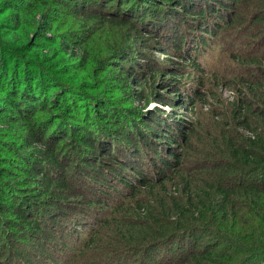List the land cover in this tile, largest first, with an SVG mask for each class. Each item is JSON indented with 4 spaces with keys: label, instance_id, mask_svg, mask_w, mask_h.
<instances>
[{
    "label": "trees",
    "instance_id": "16d2710c",
    "mask_svg": "<svg viewBox=\"0 0 264 264\" xmlns=\"http://www.w3.org/2000/svg\"><path fill=\"white\" fill-rule=\"evenodd\" d=\"M19 1L15 7L4 1L8 8L1 10L20 20L4 37L20 41L0 42V125L12 131L10 139L20 150L16 156L17 148L0 140V210L6 213L4 197L13 207L12 217L0 214V264H264V128L252 125V108L244 113L235 106L234 128L209 144L207 153L217 161L206 166L208 175L201 180L180 169L182 158L172 148L192 149L194 132L185 130V115L206 102L204 88L228 82L224 75L207 77L201 57L215 45L241 41L252 17L250 27L264 45V0H231L240 10L231 9L228 0H213L217 8L209 0L178 5L177 0H72L69 16L60 17L55 0ZM48 7L47 13L65 23L62 28L71 27L67 33L83 34L80 62L71 66L74 77L65 78L70 83H61L57 75L63 72L56 75L55 66L47 65L58 55L59 39L68 58L76 53L74 42L51 25L47 32L54 43L30 44L31 24L40 27L37 16ZM248 8L254 11L247 13ZM166 13L177 25L173 33L156 37L154 26L165 22ZM149 16L157 17L154 26L146 25ZM131 41L146 51L130 50ZM147 48L183 65L178 61L167 73L163 63L147 57ZM110 54L122 59L113 69L107 64ZM253 54L233 53V63L245 69L233 79L254 91L262 87L264 97V69L258 64L264 48L258 57ZM186 69L195 75H185ZM149 79L154 85H146ZM156 86L168 92L158 101L173 115L127 105L139 100L147 107L158 96ZM11 111L15 116L5 115ZM46 112L48 118L38 124L58 128L52 137L34 129L37 115ZM149 124L156 131L149 133ZM241 126L254 138L243 136ZM72 154L73 161L67 160ZM170 186L180 188L177 195H165ZM108 239L116 243L106 244Z\"/></svg>",
    "mask_w": 264,
    "mask_h": 264
},
{
    "label": "rangeland",
    "instance_id": "374dc122",
    "mask_svg": "<svg viewBox=\"0 0 264 264\" xmlns=\"http://www.w3.org/2000/svg\"><path fill=\"white\" fill-rule=\"evenodd\" d=\"M4 1L8 2V5L10 7H15V4H19L21 3L19 0H0V42L4 43H10L11 45H15V42H19L20 38H17L18 41L14 42V39H4L5 36L9 35L10 33H12L15 29L18 28V25L20 24L18 19H16L14 17V15L12 17H10V14H13L12 12L10 13H2L1 10H7V6L4 5ZM56 2L59 3H53L57 6V8H59L60 10V15L59 17L62 16H69L70 14V9L71 8V4H72V0H55ZM183 0H177V5ZM228 4H230L232 1L228 0ZM183 3V2H182ZM193 3H197V2H193ZM209 3L212 7H216L217 8V4L213 1V0H209ZM216 4V5H215ZM240 4V3H239ZM176 8L178 11H180L181 9L179 7ZM184 5H186V3H183L182 6L184 7ZM197 5H202L201 1L200 4ZM232 4L230 5L232 8L237 10L241 9L240 5H235ZM222 8V7H221ZM225 9V8H224ZM245 9V8H244ZM49 10V7L45 9V15L44 14H39L37 16V24L40 25V27L37 28V26L32 25L31 23V34L29 36L30 39V44L32 46H40V47H47L49 46V44L54 43V40L56 39L53 35L49 34L47 32V28H49L51 25L56 26L58 28V30H60L61 32V37H64L66 40H69L71 43L74 42V46H75V50L76 53L75 55H73V57L68 58L67 54H66V50L64 48H61L60 43H62V39H59V42L57 41V46L56 49L59 50L58 51V55H54L53 59L51 60V62L48 63L47 66H49L51 68V66H55L54 69H51L52 71L56 72L58 71L63 72L61 74V77L59 75H57V78L59 79V81L61 83H70L67 79L65 78H73L74 77V72L73 68L71 66H73L75 63L76 65H78V63L80 62V54L79 53V45H80V36H83L82 33L78 32L77 30H73L71 29L70 33H67V31H69V29L71 28L69 25L66 26L65 28H62V26L65 24L63 21H57L58 18L56 17V15L52 14V12L49 14L47 13V11ZM223 10V8H222ZM234 10V11H235ZM151 11V10H150ZM220 11V10H218ZM217 11V12H218ZM226 10H223V12ZM251 11H254V9H247V13H250ZM56 12V11H55ZM229 12V11H228ZM220 12H218L219 14ZM235 14V12H234ZM169 13H166L165 16V22L159 24V26L157 27L156 24V20L157 17H155L153 19V21H150L151 16H149L147 19L148 23H146L147 26H154L155 28V36L159 37V34H163L162 32L166 31L167 32H172L171 30L173 28H175V25H177V20L174 16H170L171 18H173V20H171V18H169ZM217 16V14H215ZM195 17H197L195 15ZM57 18V19H56ZM253 18V17H252ZM250 19L249 22H247V24L250 23L253 24L254 19ZM169 19V20H168ZM189 21L191 22L192 19H194V16H190L187 18ZM57 21V23H56ZM174 21V23H173ZM247 25L244 27L243 31V38H241V41H231L228 42L227 44H225L224 46H219V45H215L212 49L208 50L207 53L205 54V56L201 57L200 61L203 65V67L205 68V75L207 77H210L211 75L217 74V75H224V77L227 78L228 82L227 83H222V82H217L215 84H213L212 86H207V88H204L202 90V93L204 94V96H206V102H202L201 104L197 105L195 107V109L193 111H190L189 113H187L184 117V119L186 120V122L188 123L186 125V129L188 130V132H194L193 137H192V149L188 148V150H186L185 146L183 145L182 147L179 145H173L172 148L176 149V151L178 152V154L181 156L182 158V162L183 165L180 169H182L183 171H188L189 173H191L192 175L196 176L198 178V180H201L203 177L207 176V168L209 167V165H211V163L217 161V159H213L214 156L211 155V153H207L209 152L212 148L210 147L209 144L213 143V139L215 138V135H218L221 133V131H223L224 129H232L234 128V121L232 118L233 115V110L235 108V106H239L242 110H245L244 113H246V111L248 112V108L247 106H250L252 108V113L250 114V117L252 119V125L256 126L259 131H261L264 127V97H260V92L262 90V87H256V91L253 90V88L249 87V85H242L240 83H238L237 81L234 82V77L236 75V73L240 74L241 72L244 73L245 69L242 66H239L238 64L233 63V61L231 60V56L233 55V53H238L240 55L238 56H249L251 55V53L254 51L255 54H253L252 56H254L255 58L258 57V55H260V49L264 48L263 44H262V37L260 35H257V33L253 32V28L255 26H251ZM119 30V28H118ZM23 32V30H21ZM20 31V32H21ZM153 31V30H152ZM185 32V29H184ZM173 33V32H172ZM125 34H126V30H125ZM145 34V33H144ZM127 35L124 36V40L126 38ZM144 37H147L146 35H142ZM14 38V37H13ZM53 39L52 41H49L48 39ZM255 38V39H254ZM56 41V40H55ZM102 42V36H99L98 38V46L101 45ZM108 43H110V39L108 41ZM128 46L130 48V50L136 51V49H138L139 47L146 51V49L144 46L139 45L135 46V44L132 43V41L130 43H128ZM260 47V48H259ZM258 49V50H254V49ZM77 49V50H76ZM73 51V50H72ZM147 51L149 52L147 55V57H150L152 61L155 62H161L163 63V66L165 65L168 69L167 73H171L172 72V67H175L176 62L180 61L177 58H175L173 55H165L162 54V52H160L158 50V52H154L152 49L147 48ZM69 53H71V50L69 51ZM76 55L79 58H76ZM89 60V59H88ZM87 60V62H88ZM118 61H122V59L120 58H112L111 54L107 55V64L108 66H110V68H115V64H119V63H115ZM86 62V63H87ZM128 62V61H125ZM181 62V61H180ZM83 64L82 66L86 65ZM129 63V62H128ZM94 67H101V65H99L97 62L93 63ZM260 66H262V68L264 69V60L262 59L261 62L258 63ZM180 65H183L182 62L180 63ZM81 66V65H80ZM185 66V65H184ZM186 67V66H185ZM80 69V71L83 70V67H78ZM241 69V70H239ZM256 69V66L253 65L250 68V71L254 72V70ZM140 70V69H139ZM143 70V69H141ZM147 72V71H146ZM185 75L189 74L191 76H194L195 74L192 72V70H188L186 69L185 71ZM74 73V74H73ZM95 73V72H94ZM248 73V71H247ZM143 74V73H142ZM179 77V75H178ZM166 78L165 76H162L160 79L157 77V82L161 81L162 79ZM108 83L103 84L105 89H109V84H111L109 82V78H107V76H105V78ZM146 79V75L144 74L142 79L139 81H144ZM74 81V79H71ZM95 80H98L95 78ZM95 80H89L88 82L93 83ZM149 82L146 84L147 86L150 85H154V82L149 79ZM187 78L183 79V82H186ZM102 83L97 82V86H101ZM134 83L132 84V89L133 90H139L138 87H134ZM158 92V96L156 97V100H152L147 107L143 104V102H140L139 100L136 101H131L132 103H127L128 106H132L134 109L141 111V109L143 110V113H148L149 111H155V110H162L163 113V117L167 118V116H171L173 115V111L171 107L168 106H163L160 101H158L159 97H166L168 96V92L163 88V87H159L156 86ZM139 92V91H138ZM259 96V97H257ZM129 98V97H128ZM130 99V98H129ZM66 102V101H65ZM245 103V104H243ZM247 104V105H246ZM12 113H5L9 114L11 116H15L13 114V111H11ZM48 112L41 114L39 113L36 117V120L34 123H36V128H34L39 134H47V136L52 137L55 133V131L58 129L56 127H52L51 130H46V128L42 127V125L38 124L39 122L41 123V121L47 119ZM165 115V116H164ZM51 121V124H53V121ZM147 124V123H146ZM145 128H149L150 131L149 133H151V131H156V127H154L152 124L149 125H145ZM197 129H194L196 128ZM0 130H3L1 133L2 135H0V140H4L5 141V145L6 142H10L12 143V140L10 139L9 135H12V131L7 128L5 125H0ZM195 130V131H193ZM185 132V131H184ZM239 132L247 137V138H254V133L252 131L247 130L246 128H243L242 126L239 128ZM17 140V139H16ZM17 145V143H16ZM14 143L11 144L12 147H16V150H13V154L17 156V154H19V147L16 146ZM8 146V145H6ZM206 147L207 151L204 153H201V151H203L202 149ZM39 149H44L43 145H38ZM163 148H166L165 146H163ZM142 150V148H141ZM150 150V149H149ZM144 153H148L151 155V151L148 152V148H145ZM12 154V156H13ZM73 154L67 159V160H71L73 161ZM13 164V163H12ZM74 163L72 162V165ZM66 165H69L68 163ZM145 166L147 168V172L148 171V165L145 162ZM208 166V167H206ZM3 168L5 169H9L8 166H4ZM210 178V176H209ZM201 183V181H199ZM171 185V184H170ZM180 189L179 187L176 189L175 186H170L167 188V191L165 193L166 196H171V195H177V190ZM4 197V196H3ZM77 198H81V197H77ZM76 200H74V202L76 203ZM12 202L11 200H7L6 197H4V203H3V207L6 210L5 212H2L0 210V214H2L4 217H12L13 212H11V209L13 208L11 206ZM30 210V209H28ZM27 210V211H28ZM17 232V228L16 231ZM20 233L17 234V236H19L21 234V231H18ZM264 237V236H263ZM20 239V238H19ZM209 238L206 239V241ZM24 240V239H21ZM109 240V239H108ZM205 240V239H204ZM216 239H214L215 241ZM20 241V240H19ZM212 241V242H214ZM113 244L116 243L115 240H109L107 241L106 244Z\"/></svg>",
    "mask_w": 264,
    "mask_h": 264
}]
</instances>
